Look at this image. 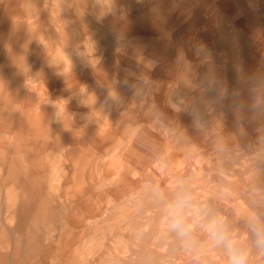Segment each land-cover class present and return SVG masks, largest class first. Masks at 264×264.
<instances>
[{"label":"rangeland","instance_id":"374dc122","mask_svg":"<svg viewBox=\"0 0 264 264\" xmlns=\"http://www.w3.org/2000/svg\"><path fill=\"white\" fill-rule=\"evenodd\" d=\"M99 1L107 11H122L144 3L152 5L160 0ZM188 1L168 0L170 4H187ZM195 1L198 0H193L192 8L196 4ZM226 1L230 3L227 13L219 12L216 0H205L203 3L205 12L208 11L207 17L211 19L212 28L215 29L212 35L215 40L209 39L205 42L194 39L193 29L186 35L187 41L191 39L188 48L196 56L207 55L206 60L213 64L209 70H202L193 80H185L204 90L202 96L195 99L199 110L191 112L190 117L195 119L194 126L200 128L201 134L206 135L211 134L216 120L232 115L237 110L240 99L237 93L234 96L230 91V80L235 83L249 77L247 81L251 83V88L255 87L257 95L264 96V0ZM63 5L68 7V2L65 1ZM243 6L252 7V21L247 20ZM107 11L101 9L98 13L107 18ZM232 20L244 21L243 39L247 41V47L237 42ZM50 21L52 23L54 18ZM222 29L227 31L228 39L234 44L232 53L223 48ZM14 35H17L16 31ZM1 37L8 40V48L5 56L0 55V111L10 112L5 109L6 106L17 105L23 111H26L29 105L34 107L33 118L35 127L37 125L39 128L36 131L40 134L29 135L19 126L15 115L12 119H5L10 114L0 113V264H74L77 260L80 264H227V257L220 249L205 244L198 253H188L180 246L174 234L165 230L160 209L166 199L172 198L181 182L191 189L198 200L206 202L228 220L235 237L249 247V264H264V254L251 247L248 230V224L253 218L264 222V184L258 186L253 180L254 175L264 174V142L258 138L264 133V107L260 113H253L251 122L254 126L249 127L250 134L244 136L250 137L238 146L234 134L230 132L222 138L219 137L220 140L211 136H197L194 141L195 149L193 141L175 146L167 142L166 146H163L166 150L160 147V154L151 156L150 161L143 163L142 158L138 156L139 147L144 142L148 145L146 140H151V137L139 130V119L135 117L136 108L139 98L149 97L151 90L157 87L156 79L139 81V88H136L134 85L138 82V73L125 66V63L116 62V67L118 70L120 68L121 73L113 81L106 84L95 81L93 86L95 77L91 69H87L89 72L84 69L83 72L71 70L77 66L80 59L73 48L64 57L69 70L68 76L62 77V80L69 78L68 87L60 92L59 88L46 86L51 84L53 79L57 81L55 78L59 79L60 72L55 71L50 73L51 75L44 72L41 70V60L31 55L30 51L25 52L22 47L19 49L20 55L18 50L16 53L13 51L9 23L0 26ZM165 37H168V34H165ZM114 38L111 45L107 40L99 41L100 48L115 50L121 47L129 53L127 58L130 55L137 59L146 56L145 47L139 43V34L133 32L128 38L117 33ZM89 42L92 40L89 39ZM252 48L260 52L254 72L246 68L253 58L250 51ZM168 49L169 54L174 57L175 49L172 43ZM224 54H230L232 57L233 67L230 69L229 66L224 68L220 64ZM76 59L77 64H73ZM153 62L154 59H151L147 64ZM253 75L257 77L255 81L251 79ZM213 78L226 83L227 95L221 100L220 110L216 104L213 107L209 105L217 98L215 88L208 87ZM158 79L162 89L167 90L173 86L174 79L164 75ZM91 91L96 93L97 110H88L89 113L82 115L79 112L85 109V106L76 105L74 99L85 100L83 103L91 101V98L86 99ZM110 93H114V97ZM60 96L66 97L65 100L68 98L69 101L66 103L60 100ZM12 97H19V103H12ZM168 104L175 112L183 109L181 99H172ZM156 108V116L153 117L159 119L160 111L157 106ZM250 115L247 113L245 116V123ZM42 116L46 118L43 123L39 122L43 121L40 119ZM98 116L101 117L98 119L108 122L110 133L115 132L105 137L104 142L99 140L101 143L94 145L98 140L90 129L95 122L94 117ZM85 123L86 126H83ZM232 126L234 128L235 124ZM124 127L131 129L132 133L121 135ZM157 127H160L161 131L170 128L165 121H160ZM104 145L108 147L105 148ZM190 149L194 151L190 152ZM175 152L180 153L179 156ZM166 153H169V156L165 155ZM37 154L41 156L37 157ZM116 157L119 160L117 162ZM68 163H71V167ZM125 164L128 165L124 166ZM39 169L42 171L39 172ZM148 174L156 177V183L153 184L150 180L142 181ZM130 175L134 179L132 183L135 182L129 185L133 192L131 191L127 199L123 198L122 187L114 186L110 179L116 177L117 181L125 183L124 177L128 178ZM102 177L106 180L103 181ZM200 240L203 243L206 237L203 235Z\"/></svg>","mask_w":264,"mask_h":264},{"label":"crops","instance_id":"0c3cea01","mask_svg":"<svg viewBox=\"0 0 264 264\" xmlns=\"http://www.w3.org/2000/svg\"><path fill=\"white\" fill-rule=\"evenodd\" d=\"M65 1L68 2V7L66 5H63ZM87 1L89 2V0H0V26L2 27L5 22L10 24L11 48H13V51L15 53L18 50V55H20L21 52H19V49L21 47L23 50H25V52L29 53L30 51L31 55L37 57L39 61L42 59L40 63L41 70L46 73H55V71L60 72L61 75L59 74V79H61L62 77L64 78L68 76V63L64 58L69 53L68 51L74 48V51L78 55H80V48L77 45L78 42H82L84 38V35L80 33V29L82 28L81 26H83L82 24L89 22L86 19L88 17L84 11V4L88 6V9L89 7L92 8L93 11L99 12L101 9L107 11L102 7V4L99 0H90L91 3H87ZM204 1L205 0L195 1L196 4L194 8H192L193 0H189L187 4L183 2L178 4H170L168 0H160L156 1L152 5L144 3L140 6L128 7L126 9H123L124 11H126L125 13L123 10L122 13L118 10H108L106 12L107 18L104 19V17H102L104 21L96 18L95 16L90 17V21L92 20V31L89 32V38L95 41V44H97L98 46H100L101 42L99 41L101 40H107L111 45L113 39H115V34L117 33L128 36V38H130L132 33L135 32L139 34V43L145 47L146 56H141L139 59L132 57L131 55L129 58H127L126 56L129 55V53H127L126 50L121 49V47L115 50L106 48L111 51L112 56L105 62H98L94 64L91 69L92 75L96 77L94 78L93 86L95 85V81H99L98 83L102 84H106L111 80L113 81V79L121 73L120 68L118 70V67H116V62L120 64L125 63V66L131 67L138 73V82L134 85V87L136 88H139V81L141 82L145 79H156L158 83L157 87H154L151 90L149 97L141 98L143 100L139 98L138 107L136 108L137 112L135 111V117L139 119V130H141L143 134L150 135L151 137V140H146L147 143L149 142L148 145H145L144 142L143 144H140L139 147L138 156L140 157V159L142 158L143 163H145L144 161H150L151 156L154 157V155L157 156V154H160L161 148L165 149L163 146H166L167 142L171 143L172 146H175L177 144L180 145L186 141H193L192 145H194L195 149L194 141L195 137L197 136H211L216 138V140H220L219 137L222 138L224 135H227L230 132V134H234L236 145L238 146L239 143H242L244 139L248 140L250 137L247 136L245 138L244 136L245 134H250V131H248V129L249 127L252 128L254 126V124L251 122V116L253 115V113L257 111L260 113L261 110H263V107L255 111L252 109L249 94L251 83H248L247 81L249 77H244L241 81L235 83L230 80L228 85L230 91L232 93L233 91H235V93L238 94V98L240 99L235 113L232 115H227L224 118H221V116V119L216 120L215 124L212 127L213 129L210 135L201 134L200 128L194 126L195 119H191L190 115L191 112H197L199 110L200 107L195 105L194 102L196 101L195 99L197 97L202 96L204 90L194 83L191 84L190 82H185V80H193L194 77L200 75V72H202V70H209L213 66V64L210 60H206L207 55L195 56V54L188 48V44L190 43L191 39L190 41H187L186 34L192 28L195 31L194 39H199L201 41H209V39L215 40L212 36L215 29L212 28L211 19L207 17L208 11L206 10L205 12L203 8ZM216 2L219 7V12L228 11L230 5L228 1L216 0ZM195 7H198V9H195ZM242 10L247 15V20L249 22L252 21L254 15L252 7L243 6ZM75 13L77 16H75ZM51 18H54V21L52 23L50 21ZM243 22L244 21L236 22L232 20V27L236 31L237 42L243 47H247L246 45L248 43L243 39ZM15 31L17 32V35H14ZM221 33L224 34L223 40L222 38H220L224 42L223 48L232 53L231 49L234 47V44H231L230 38L228 39L229 35L227 34V31L225 29H222ZM165 34H168V37H165ZM68 40H74L76 42V46L69 47ZM7 42L8 40L6 38H0V55L2 54V56H5V52L7 51ZM171 43L173 44V48L175 49L174 54L176 53L172 61V56H170L171 53L169 55L168 49ZM250 51L253 55V58L252 61L247 64L246 68L248 69V71L254 72L256 69V63L259 60L257 56L260 52L254 48L250 49ZM151 59H154L155 62L151 63L152 65L147 64V62ZM201 59H205V61H201ZM226 59L229 60L227 61ZM230 61L232 62L230 63ZM76 62H78V59H76ZM220 64L223 65L224 68H227V66L229 65V69L230 67H233V60L231 58V55L229 54V56H227V54H224L223 59L220 60ZM196 70L199 73H197ZM76 71L78 72V70ZM163 75L166 78L174 79L173 81L176 80L177 83L173 82V86L167 90L162 89L159 85L158 77ZM227 78L230 79V75L228 76L227 74ZM62 79L60 81H63ZM56 80H58V77H56ZM244 81H246V83ZM151 86L153 87V84ZM65 87L67 88V83H65ZM158 96L160 97L159 99ZM94 97L97 98L96 93ZM65 98L66 97L64 96H60V100L65 101ZM175 98L181 99L183 109L180 112H175L168 106V102ZM18 99L19 97H15V99L13 98L12 103L15 102L16 104H18ZM214 100L215 101L213 103H210L209 105H219L218 109L220 110L221 99L214 98ZM130 102L131 101L129 100V103ZM156 106L160 111L159 119L153 117L156 116V113H154V108H156ZM248 111L251 115L250 117H248V122L246 121L245 123V116L247 115L246 113H248ZM1 113L10 114L6 116L5 119H12L14 115L17 119V117L19 116V111H15L13 113L12 111ZM149 113L151 114V116ZM96 118L97 119H94V123L97 128H100L99 125L102 123L103 125H105V129H107V132L103 133L101 130L96 131L94 125L91 133L93 134V136L97 137L98 140V143L94 145H98L99 143L104 142L105 137L110 136L111 134H113V132H115H109L110 127L107 121L98 119L101 118L100 116ZM160 121L167 122L168 125H170V128H168V130L166 131H161L160 127H157V125L160 124ZM127 122L128 121H126L125 124H127ZM233 124H235L234 128L232 126ZM126 132L132 133L131 129L128 130V127H124L121 135L126 134ZM156 136H158L159 138H156ZM258 138L262 142H264V133L262 135H259ZM108 145H104L103 147L106 148L108 147ZM194 149H190V152L194 151ZM175 153L177 156H179L178 152ZM165 155L169 156V153H166ZM144 158L147 160H145ZM117 160L118 157H116V162ZM127 165L128 164H125L124 166ZM171 165L174 166V164ZM193 165L195 166V164ZM150 176L151 175L148 174V178L146 177L145 179H143V181L148 179L153 184L156 183V177ZM125 177V183L117 181L115 179L116 177H113L114 179L110 180L111 183L115 184L114 186L118 185L122 187L124 191L123 198L128 199L130 196V192L132 191L131 188H129V185H131L133 179L131 178V176H129L128 178ZM253 177L254 183L258 186L259 184H264V174H257V176L254 175ZM102 179L103 181L106 180L105 177H102ZM125 190L129 192H126ZM115 196L117 197V195ZM74 264H80V261L77 260L76 262H74Z\"/></svg>","mask_w":264,"mask_h":264},{"label":"clouds","instance_id":"9594fccd","mask_svg":"<svg viewBox=\"0 0 264 264\" xmlns=\"http://www.w3.org/2000/svg\"><path fill=\"white\" fill-rule=\"evenodd\" d=\"M251 79L255 81L257 77L253 75ZM208 87L215 88L218 99L227 95L225 84L217 78L211 79ZM249 94L254 111L264 107V96L257 95L255 87L249 89ZM161 213L165 230L174 234L186 252L198 253L206 244L220 249L227 257V264H249V247L235 237L228 220L206 202L198 200L186 184L177 185L172 198L163 202ZM248 230L251 247L264 254V222L253 218ZM201 233L206 237L203 243L199 239Z\"/></svg>","mask_w":264,"mask_h":264},{"label":"bare ground","instance_id":"6f19581e","mask_svg":"<svg viewBox=\"0 0 264 264\" xmlns=\"http://www.w3.org/2000/svg\"><path fill=\"white\" fill-rule=\"evenodd\" d=\"M89 2H90V0H89ZM88 1H87V3H89ZM91 3V2H90ZM2 4H4V3H2ZM84 6H85V9H84V11H85V13H86V15H87V17L89 18H86L89 22L88 23H84V24H82L83 26H81L82 28L80 29V27H79V29H80V33L82 34V35H84V38H83V40H82V42H78V47L80 48V55H79V57H80V59H79V62H78V64H77V62L75 61L73 64H77V66H74V67H72L71 68V70L72 71H74V69H77L78 70V72H83V69L84 70H87L88 68L89 69H92V66L94 65V64H96V63H98V62H105L107 59H109L111 56H112V53H111V51H109L108 49H106V48H104V49H101L100 48V46H98L97 44H95L96 42L95 41H93L92 40V42L90 43L89 42V32H91L92 31V24H91V21H90V17L91 16H95L96 18H99V19H101V20H103L104 21V19H106V17L103 19L100 15H99V13L97 12V11H93V9L92 8H90L89 7V9H88V6L86 5V4H84ZM72 8V7H71ZM84 8V7H83ZM99 9V8H98ZM2 10V9H1ZM22 10V9H21ZM139 10V9H138ZM14 11V10H13ZM124 11V10H123ZM136 11V10H135ZM134 11V12H135ZM2 12V11H1ZM126 11H124V13H125ZM202 12V11H201ZM73 13V12H72ZM121 13H122V11H121ZM132 13H133V11H132ZM17 14H18V12H17ZM23 14V13H22ZM129 14V13H128ZM200 14V13H199ZM119 15V14H118ZM130 15V14H129ZM201 15V14H200ZM15 16V15H14ZM28 16V15H27ZM75 16H77L76 15V13H75ZM74 16V17H75ZM202 16V15H201ZM198 17V16H197ZM119 18V17H118ZM201 18V17H200ZM11 19V18H10ZM9 19V20H10ZM14 19V18H13ZM79 19V18H78ZM198 19V18H197ZM202 19V18H201ZM8 20V19H7ZM119 20V19H118ZM4 21H6V20H4ZM3 21V22H4ZM113 21V20H112ZM199 21V20H198ZM2 22V23H3ZM78 22V21H77ZM165 22V21H164ZM197 22V21H196ZM6 23V22H5ZM118 23V22H117ZM80 24V23H79ZM163 24H165V23H163ZM81 25V24H80ZM112 25V24H111ZM110 25V26H111ZM182 25V24H181ZM191 27H193V26H191ZM121 28V27H120ZM119 28V29H120ZM180 28V27H179ZM192 29V28H191ZM6 31V30H5ZM162 32V31H161ZM8 33V32H7ZM181 33V32H180ZM6 35V34H5ZM179 35V34H178ZM187 35V34H186ZM200 37H202V36H200ZM199 37V38H200ZM182 38V37H181ZM127 39V38H126ZM148 39V38H147ZM179 39H180V37H179ZM179 39H178V41H179ZM91 40V39H90ZM152 40V39H151ZM183 40V39H182ZM140 41V40H139ZM177 41V42H178ZM142 42V41H141ZM206 42V41H205ZM175 44V43H174ZM183 44V43H182ZM68 45H69V47L70 46H72V47H75L76 46V42L74 41V40H68ZM43 47H45V46H43ZM177 49V48H176ZM10 50V49H9ZM40 51V50H39ZM177 51V50H176ZM10 53V52H9ZM38 53V52H37ZM36 53V54H37ZM176 54V53H175ZM188 54V53H187ZM2 55V54H1ZM170 55V54H169ZM172 56V55H171ZM190 56V55H189ZM196 56V55H195ZM198 58V57H197ZM232 58V57H231ZM4 59V58H3ZM42 60V59H41ZM173 60V57H171V61ZM231 60V59H230ZM1 61V60H0ZM7 61V60H6ZM168 61V60H167ZM43 62V61H42ZM45 62V61H44ZM232 61H230V63H231ZM10 63H11V61H10ZM13 63V62H12ZM1 64V63H0ZM3 64H5V63H3ZM173 64H175V63H173ZM152 65V64H151ZM1 66V65H0ZM12 66V65H11ZM230 66V65H229ZM175 67V66H174ZM177 67V66H176ZM201 67V66H200ZM8 68V67H7ZM15 68V67H14ZM171 68V67H170ZM16 69V68H15ZM169 69V68H168ZM168 69H166V70H168ZM172 70V69H171ZM197 71V70H196ZM7 72H8V69H7ZM31 72V71H30ZM87 72H89L88 70H87ZM171 72H173V71H171ZM10 73L11 72H9V75H10ZM13 73V72H12ZM16 73V72H15ZM72 73H74V72H72ZM182 73V72H181ZM197 73H199L198 71H197ZM50 74V73H49ZM69 74H71V73H69ZM78 74V73H77ZM76 74V75H77ZM175 74V73H174ZM51 75V74H50ZM54 75V74H53ZM72 75V74H71ZM85 75V74H84ZM153 75V74H152ZM70 76V75H69ZM78 76V75H77ZM89 76V75H88ZM83 77V76H82ZM90 77V76H89ZM92 77V76H91ZM94 77V76H93ZM102 77V76H101ZM55 78V77H54ZM96 78V77H95ZM56 79V78H55ZM62 79V78H61ZM61 79H58L57 81H55L54 79L51 81V84H47L46 86L47 87H50V86H52V89H55V88H59L60 90V92H62L63 90H65L66 89V87H65V83H67V87H68V80H69V78H66L65 80H63V81H60ZM86 79V78H85ZM91 79V78H90ZM99 79V78H98ZM172 79V78H171ZM75 80V79H74ZM86 80H88V79H86ZM89 81V80H88ZM53 82V83H52ZM82 82V81H81ZM97 82H99V81H97ZM105 82V81H104ZM173 82H175V81H173ZM179 82V81H178ZM245 83H246V81H244ZM77 85V84H76ZM239 85V84H238ZM241 85V84H240ZM247 85H249V84H247ZM78 87V86H77ZM248 87V86H247ZM250 87V86H249ZM113 88V87H112ZM242 88V87H241ZM245 88V87H244ZM75 89H76V87H75ZM78 89V88H77ZM87 90H88V92H89V88H87ZM68 91V90H67ZM234 92V91H233ZM62 94V93H61ZM29 95V94H28ZM108 95V94H107ZM56 96V95H55ZM28 98V97H27ZM91 98V101H89L88 100V102H86V103H83V102H85V100H83V101H81V100H78V99H74V101H75V103H76V105L77 104H81L82 106H85V109H83L81 112H79V113H81L82 115H85V114H87V113H89V112H87L88 110H91V112H94V111H96L97 110V101L95 100L96 98L94 97V91H91V93H88V96L86 97V99H90ZM160 97L158 96V99H159ZM10 99V98H9ZM8 99V100H9ZM7 100V99H6ZM28 100H30V99H28ZM105 100V99H104ZM108 100V99H107ZM163 100V99H162ZM162 100H161V102H162ZM26 101V100H25ZM69 101V99H66L65 100V102L67 103ZM160 101V100H159ZM189 101V100H188ZM43 102V101H42ZM110 102V101H109ZM169 103V102H168ZM195 103V102H194ZM74 104V103H73ZM84 104V105H83ZM162 104V103H161ZM164 104V103H163ZM24 105H25V103H24ZM28 105V104H27ZM26 105V106H27ZM45 105V104H44ZM47 105V104H46ZM49 105V104H48ZM72 105V104H71ZM78 105V106H79ZM169 106V105H168ZM219 106V105H218ZM13 107V108H12ZM25 107V106H24ZM163 107V106H162ZM213 107V106H212ZM77 108V107H76ZM192 108H194V107H192ZM198 108V107H197ZM5 109H7V110H9L10 109V111H12V112H15V111H19V116L17 117V122L19 123V126L23 129V130H25V131H27V133H29V135H31V136H36V135H38V134H40L38 131H36V130H38L39 128H37V125H36V127H35V119L33 118V112H35L34 110H35V108L34 107H30V105L26 108V111H23V110H20V107H18L17 105L16 106H6L5 107ZM81 109V108H80ZM180 109V108H179ZM67 110V109H66ZM86 110V111H85ZM155 110V109H154ZM153 110V111H154ZM194 111V110H193ZM251 111V110H250ZM90 112V113H91ZM253 112V111H252ZM251 112V113H252ZM1 113V112H0ZM49 113V112H48ZM248 113H249V111H248ZM2 114V113H1ZM150 114V113H149ZM161 114H162V112H161ZM180 114V113H179ZM178 114V115H179ZM194 114V113H193ZM247 114V113H246ZM167 115V114H166ZM238 115V114H237ZM150 116H151V114H150ZM164 116V115H163ZM39 117V116H38ZM43 117V118H42ZM42 117H40V119H43V121H39V122H41V123H43V122H45V117L44 116H42ZM107 117V116H106ZM176 117H178V116H176ZM239 117V116H238ZM35 118H36V116H35ZM48 118V117H47ZM150 118V117H149ZM242 118V117H241ZM71 119H73V118H71ZM80 119V118H79ZM94 119H97L96 117H94ZM10 120V119H9ZM70 120V119H69ZM139 121V120H138ZM120 122V121H119ZM2 124V123H1ZM186 124V123H185ZM45 125V124H44ZM94 125H95V123L94 124H92L91 126V129L90 130H92V128L94 127ZM143 125V124H142ZM83 126H86V123H85V125H83ZM123 126V125H122ZM170 126V125H169ZM172 126H174V125H172ZM172 126H171V128H172ZM99 127L100 128H97V126L95 125V130L96 131H99V130H101L103 133L104 132H107V129H105V125H103L102 123L99 125ZM15 128V127H14ZM37 128V129H36ZM80 128V127H79ZM177 128V127H176ZM153 129V128H152ZM43 130V129H42ZM119 130V129H118ZM7 132V131H6ZM83 132V131H82ZM90 132V131H89ZM117 132V131H116ZM120 132V131H119ZM11 133V132H10ZM162 133V132H161ZM136 137V136H135ZM87 138V137H86ZM117 139V138H116ZM116 141V140H115ZM50 144V143H49ZM45 145H46V143H45ZM49 146V145H48ZM99 148V147H98ZM163 150V149H162ZM229 150H230V148H229ZM115 152V151H114ZM113 153V152H112ZM10 154V153H9ZM180 154V153H179ZM38 155H40L41 156V154H37L36 156L38 157ZM10 156V155H9ZM163 156V155H162ZM35 157V156H34ZM40 158V157H39ZM39 158H37V159H39ZM41 161V160H40ZM119 161V160H118ZM8 163V162H7ZM164 164H165V162H163ZM169 163V162H168ZM167 163V164H168ZM67 164V163H66ZM68 164H70V167H71V163H68ZM166 164V165H167ZM180 164V163H179ZM183 164V163H182ZM92 165V164H91ZM208 165V164H207ZM42 167V166H41ZM88 167V166H87ZM177 167V166H176ZM188 167V166H187ZM13 168H15V167H13ZM36 168V167H35ZM40 168V167H39ZM67 168V167H66ZM109 168V167H108ZM166 168V167H165ZM179 168V167H178ZM34 169V168H33ZM68 169V168H67ZM181 169V168H180ZM179 169V170H180ZM14 170V169H13ZM40 170V169H39ZM96 170V169H95ZM124 170V169H123ZM127 170V169H126ZM170 170V169H169ZM178 170V171H179ZM6 171V170H5ZM12 171V170H11ZM42 170H40L39 172H41ZM51 171V170H50ZM130 171V170H129ZM132 171V170H131ZM152 171V170H151ZM176 172H177V170H175ZM191 171V170H190ZM189 171V172H190ZM9 172V171H8ZM88 172V171H87ZM161 172V171H160ZM248 172V171H247ZM20 173V172H19ZM50 173V172H49ZM109 173V172H108ZM174 173V172H173ZM191 173V172H190ZM241 173V172H240ZM67 174H69V173H67ZM95 174V173H94ZM132 174V173H131ZM186 174V173H185ZM4 175V174H3ZM2 175V176H3ZM20 175V174H19ZM88 175V174H87ZM98 175V174H97ZM125 175H126V173H125ZM151 175V174H150ZM153 175H155V174H153ZM192 175V174H191ZM240 175V174H239ZM44 176H46L45 174H44ZM127 176V175H126ZM131 176V175H130ZM246 176V175H245ZM47 177V176H46ZM45 177V178H46ZM88 177V176H87ZM138 177V176H137ZM151 177V176H150ZM153 177V176H152ZM68 178V177H67ZM80 178V177H79ZM126 178V177H125ZM138 178H140V177H138ZM143 178V177H142ZM148 178V177H147ZM165 178V177H164ZM43 179H44V177H43ZM47 179V178H46ZM137 179V178H136ZM211 179V178H210ZM1 180V179H0ZM53 180V179H52ZM88 180V179H87ZM134 180V179H133ZM159 180H160V178H159ZM46 181V180H45ZM47 181H49V179L47 180ZM46 181V182H47ZM143 181V180H142ZM147 181H148V179H147ZM135 182V181H134ZM133 182V183H134ZM138 182V181H137ZM144 182H145V180H144ZM88 183H90V182H88ZM133 183H131V184H133ZM139 183V182H138ZM90 184H92V183H90ZM98 184V183H97ZM114 184V183H113ZM140 184V183H139ZM142 184H143V182H142ZM42 185V184H41ZM49 185V184H48ZM47 185V186H48ZM93 185V184H92ZM120 185V184H119ZM129 185V184H128ZM4 186V185H3ZM84 186V185H83ZM139 186H141V185H139ZM155 186V185H154ZM136 187H138V186H136ZM9 188H11V187H9ZM77 188V187H76ZM82 188V187H81ZM107 188V187H106ZM134 188V187H133ZM38 189V188H37ZM80 189V188H79ZM86 189H88V188H86ZM126 189V188H125ZM13 190V189H12ZM77 190V189H76ZM104 190V189H103ZM130 190V189H129ZM105 191H106V189H105ZM114 191V190H113ZM123 191V190H122ZM126 191V190H125ZM4 192H5V190H4ZM14 192V191H13ZM91 192V191H90ZM126 192H129V191H126ZM133 192V191H132ZM59 193V192H58ZM131 193V192H130ZM4 194V193H3ZM14 195V194H13ZM113 195V194H112ZM63 196V195H62ZM66 196V195H65ZM111 196V195H110ZM6 197V196H5ZM11 197H13L14 198V196H11ZM17 197V196H16ZM115 197V196H114ZM13 198H11V199H13ZM17 198H19V197H17ZM63 198V197H62ZM73 198H75V197H73ZM119 198V197H118ZM4 200V199H3ZM90 200V199H89ZM117 200V199H116ZM13 201V200H12ZM16 201H17V199H16ZM4 202V201H3ZM18 202V201H17ZM76 202V201H75ZM79 202V205H81L80 204V200L78 201ZM77 202V203H78ZM87 202V201H86ZM71 203H73V201H71ZM82 203V202H81ZM93 203V202H92ZM74 204V203H73ZM72 204V205H73ZM94 204V203H93ZM4 205H6V203L4 204ZM18 205V204H17ZM68 205V204H67ZM4 207V206H3ZM74 207H75V205H74ZM72 208H73V206H72ZM71 208V209H72ZM18 209V208H17ZM70 209V210H71ZM94 208H92V210H93ZM230 209V208H229ZM258 209V208H257ZM256 209V210H257ZM3 210V209H2ZM5 210V209H4ZM81 210V209H80ZM161 210V209H160ZM234 210V209H233ZM231 211H232V209H231ZM230 211V212H231ZM18 212V211H17ZM73 212V211H72ZM4 213H5V211H4ZM11 213H13V212H11ZM233 213V212H232ZM258 213V212H257ZM224 214V213H223ZM260 214V213H259ZM12 215V214H11ZM10 215V216H11ZM13 216V215H12ZM16 217H17V214H16ZM96 217V216H95ZM12 218V217H11ZM13 219H15V218H13ZM18 219H19V217H18ZM88 219V218H87ZM95 219V218H94ZM93 219V220H94ZM17 220V219H16ZM28 220V219H27ZM91 220V219H90ZM129 220V219H128ZM65 222V221H64ZM127 223V222H126ZM16 224V223H15ZM158 226V225H157ZM58 227V226H57ZM106 227V226H105ZM164 227V226H163ZM164 229V228H163ZM110 230H111V228H110ZM62 231V230H61ZM107 231V230H106ZM112 232V231H111ZM114 232V231H113ZM129 232V231H128ZM236 233V232H235ZM110 234V233H109ZM129 234V233H128ZM111 235V234H110ZM117 235V234H116ZM116 235H114V237L116 236ZM119 235V234H118ZM124 235V234H123ZM202 236H203V234H200L199 235V239L200 238H202ZM135 237V236H134ZM118 238V237H117ZM133 238V237H132ZM131 238V239H132ZM130 239V240H131ZM155 239V238H154ZM133 240V239H132ZM106 241V240H105ZM112 241V240H111ZM160 244H161V241H160ZM116 245V244H115ZM127 248V247H126ZM107 249V248H106ZM114 249V248H113ZM182 249V248H181ZM141 251V250H140ZM110 252V251H109ZM105 253V252H104ZM105 254H107V253H105ZM125 254V253H124ZM180 254V253H179ZM194 254V253H193ZM180 256H182V255H180ZM200 257V256H199ZM98 258V257H97ZM112 258V257H111ZM108 259V258H107ZM188 259H189V257H188ZM181 260V259H180ZM191 260V259H190ZM199 260V259H198ZM183 262H184V260H183ZM205 262V261H204ZM197 263V262H196ZM203 263V262H202ZM253 264V263H252ZM262 264V263H261Z\"/></svg>","mask_w":264,"mask_h":264}]
</instances>
